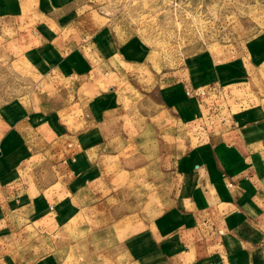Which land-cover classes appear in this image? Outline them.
Returning a JSON list of instances; mask_svg holds the SVG:
<instances>
[{
  "label": "rangeland",
  "instance_id": "rangeland-1",
  "mask_svg": "<svg viewBox=\"0 0 264 264\" xmlns=\"http://www.w3.org/2000/svg\"><path fill=\"white\" fill-rule=\"evenodd\" d=\"M87 28L86 37L81 31ZM239 57L246 65L235 86L230 64ZM91 69L99 92L123 91L119 109L136 136L110 142L101 180L91 185L94 197L68 223L41 232L24 228L5 241L0 255L14 262H165L162 229L175 197L176 146L182 142L187 151L197 111L192 85L207 87L208 77L219 81L226 99H240L236 106L228 102L233 113L264 97V0H0V116L34 105L54 111L55 130L62 133L81 114L72 93L77 77L90 76ZM45 117L34 132L39 139L26 138L38 155L50 144ZM167 117H178V128L174 122L172 131L155 133L156 121ZM189 256L185 264L193 251Z\"/></svg>",
  "mask_w": 264,
  "mask_h": 264
},
{
  "label": "crops",
  "instance_id": "crops-1",
  "mask_svg": "<svg viewBox=\"0 0 264 264\" xmlns=\"http://www.w3.org/2000/svg\"><path fill=\"white\" fill-rule=\"evenodd\" d=\"M82 33L87 37L88 28ZM238 59L230 64L236 73L232 81L235 86L243 81L240 71L246 65L241 57ZM100 68L103 65L97 70ZM88 69L86 65L84 73ZM93 71L90 74L94 77L84 73L77 77L72 98L81 107V114L65 125L62 133L55 130V112L40 111L34 105L21 115L5 111L0 116L1 252L5 241L24 228L41 232L68 223L83 203L94 197L91 185L101 180L100 164L110 142L135 138L129 117L119 109L123 91L111 88L109 94H102ZM50 72L58 71L54 68ZM208 79L207 87L200 81L192 85L197 107L192 142L187 151H183L182 142L176 146L172 172L175 197L163 219L167 251L160 255L165 259L161 264H185L192 251L194 257L187 264H264V97L233 113L228 102L236 106L240 99L236 95L226 99L218 88L220 82ZM189 95V91L185 93ZM116 113L120 116L112 117ZM43 116L48 129L45 139L50 144L47 152L38 155L40 150L26 138L39 139L34 132ZM169 118L156 121L155 133L172 131L169 125L174 122L178 128L179 118ZM60 137L56 144L55 138ZM184 246L190 250L178 255ZM0 264L56 263L51 259L14 262L0 255Z\"/></svg>",
  "mask_w": 264,
  "mask_h": 264
}]
</instances>
